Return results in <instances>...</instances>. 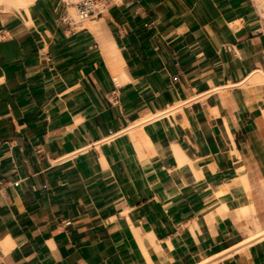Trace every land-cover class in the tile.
<instances>
[{"label":"crops","instance_id":"1","mask_svg":"<svg viewBox=\"0 0 264 264\" xmlns=\"http://www.w3.org/2000/svg\"><path fill=\"white\" fill-rule=\"evenodd\" d=\"M59 1L0 11V264H264L234 212L264 186L263 8L113 0L114 73Z\"/></svg>","mask_w":264,"mask_h":264},{"label":"bare ground","instance_id":"2","mask_svg":"<svg viewBox=\"0 0 264 264\" xmlns=\"http://www.w3.org/2000/svg\"><path fill=\"white\" fill-rule=\"evenodd\" d=\"M34 0H0V11H4V10H7V9H23V11H27L26 8H27V5L32 3ZM255 3L256 5L258 6V8H263V11H262V15L264 16V0H255ZM73 6H69V9H72ZM68 17L71 18L69 12H68ZM83 24L88 26L89 28L91 29H94V28H99L101 29L100 33V41L102 42L103 44V47H104V53H105V58L107 60V63L111 69L112 72L116 73L117 72V60H116V55L114 53V50L115 48H111V44H109L110 42L108 41V38H107V31L104 29V25L102 23V19L99 18V20H94V21H89V20H85L83 21ZM98 32V31H97ZM99 36V35H98ZM114 46V45H112ZM264 78V73L262 71H257L256 73H254V75L252 76V79H256V80H260ZM257 82V81H256ZM254 83V82H253ZM178 109H181V108H178ZM178 109L177 111L176 110H173L170 112V114H167V115H163L164 117L165 116H169V115H173L174 116V113L175 112H178ZM177 115V114H176ZM163 116H161V113H155L153 115H151L150 117L151 118H162ZM261 117V116H260ZM146 119H148V117H144L141 122L143 121H146ZM177 119V118H176ZM182 120V119H181ZM140 123V122H139ZM136 125V124H135ZM134 126V124H133ZM179 153V152H178ZM231 153V151H230ZM236 153V152H235ZM233 154V153H231ZM191 164L188 163V161L184 162L183 159L180 161L179 158H178V168L181 169L183 168L184 166H190ZM191 168L194 169V166L191 165L190 166ZM241 168V167H240ZM193 169H192V172H193ZM201 175V174H200ZM245 179V178H244ZM244 179H241L242 181ZM246 182V179L244 180ZM243 182V183H245ZM223 188L221 189V191L217 194L218 198H219V201H220V204L222 207H225V204L226 202L229 200L230 198V195H229V192H228V188H226V186H222ZM248 187V186H247ZM246 191V190H245ZM249 192V191H248ZM247 196H248V193H247ZM246 196V197H247ZM247 201V200H245ZM241 202V201H240ZM249 206L252 205L251 204V201L249 200ZM244 203V202H243ZM240 204V203H239ZM245 204V203H244ZM248 204V203H247ZM244 206V205H243ZM217 207V206H216ZM219 207V206H218ZM246 208V206H245ZM244 208V209H245ZM250 209V208H248ZM247 209V210H248ZM246 210V209H245ZM244 210V211H245ZM195 219V218H194ZM253 222V221H252ZM255 226H256V230L255 232H253V234L249 235V239L250 241L251 240H254L253 238H259L260 240H263L264 241V229H260L257 222H254ZM262 231V232H261ZM261 232V233H260ZM254 237H253V236ZM253 237V238H252ZM252 238V239H251ZM258 239V240H259ZM245 243L248 242V238L247 240L244 241ZM243 242V243H244ZM220 254H216V255H213L212 257H203L204 259L203 260H199L197 262H194L193 264H216L217 261H218V258H219Z\"/></svg>","mask_w":264,"mask_h":264},{"label":"rangeland","instance_id":"3","mask_svg":"<svg viewBox=\"0 0 264 264\" xmlns=\"http://www.w3.org/2000/svg\"><path fill=\"white\" fill-rule=\"evenodd\" d=\"M13 10H15V9H13ZM68 12L74 21L83 22L85 20H88V19H79L77 17V14H76L74 7L72 9L68 8ZM176 108H177V106L172 104V105L167 106L161 110H158L156 113H161V116H163V115L170 114V112L173 110H176ZM171 116H173V115H171ZM165 117H167V116H165ZM251 188L254 189V192L251 194V196H252V199L254 202L255 210L254 211H248L247 208L244 207L246 210L244 208H242V213H246L245 215H241L240 213H238L236 211V209L234 210V212L236 214V220L238 221V226H239L240 230L246 234L247 237H249V235H251V234H253V232H255V230H256V226L254 224L255 221L259 222L258 224L260 227H264V186H255V187H251ZM259 241L264 242L263 240H259Z\"/></svg>","mask_w":264,"mask_h":264},{"label":"built area","instance_id":"4","mask_svg":"<svg viewBox=\"0 0 264 264\" xmlns=\"http://www.w3.org/2000/svg\"><path fill=\"white\" fill-rule=\"evenodd\" d=\"M113 0H60L59 4L65 9L64 20H69L68 10L69 6H73L77 17L79 19H90L101 15L105 9V6ZM2 179H0V184ZM18 180L13 181L14 185H17Z\"/></svg>","mask_w":264,"mask_h":264}]
</instances>
